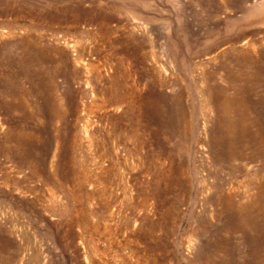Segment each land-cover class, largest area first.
<instances>
[{
	"label": "rangeland",
	"instance_id": "rangeland-1",
	"mask_svg": "<svg viewBox=\"0 0 264 264\" xmlns=\"http://www.w3.org/2000/svg\"><path fill=\"white\" fill-rule=\"evenodd\" d=\"M0 264H264V0H0Z\"/></svg>",
	"mask_w": 264,
	"mask_h": 264
},
{
	"label": "bare ground",
	"instance_id": "bare-ground-1",
	"mask_svg": "<svg viewBox=\"0 0 264 264\" xmlns=\"http://www.w3.org/2000/svg\"><path fill=\"white\" fill-rule=\"evenodd\" d=\"M221 109H222V108H221ZM221 112H222V111H221ZM222 113H223V112H222ZM221 115H222V114H221ZM222 116H224V115H222ZM223 124H224V123H223ZM223 124H222V125H223ZM226 124H228V123H226ZM223 126H224V125H223ZM225 126H226V125H225ZM224 128H225V127H224ZM224 128H223V129H224ZM231 133H232V132H231Z\"/></svg>",
	"mask_w": 264,
	"mask_h": 264
}]
</instances>
